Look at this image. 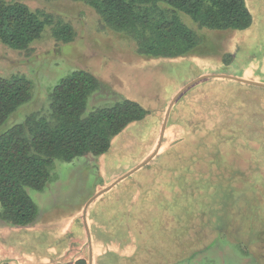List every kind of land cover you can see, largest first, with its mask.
I'll return each mask as SVG.
<instances>
[{
	"label": "rangeland",
	"instance_id": "rangeland-1",
	"mask_svg": "<svg viewBox=\"0 0 264 264\" xmlns=\"http://www.w3.org/2000/svg\"><path fill=\"white\" fill-rule=\"evenodd\" d=\"M22 1L70 23L75 37L57 41L49 27L23 52L0 41V76L32 81V98L0 133L45 111L52 89L78 69L102 81L89 109L126 97L150 114L105 154L57 160L44 189L28 188L39 216L27 227L0 219V262L264 264V87L210 76L264 85V0H246L249 28L207 29L195 55L160 59L141 56L89 6ZM203 76L175 100L159 153L120 180L152 156L172 100Z\"/></svg>",
	"mask_w": 264,
	"mask_h": 264
},
{
	"label": "trees",
	"instance_id": "trees-1",
	"mask_svg": "<svg viewBox=\"0 0 264 264\" xmlns=\"http://www.w3.org/2000/svg\"><path fill=\"white\" fill-rule=\"evenodd\" d=\"M73 1L89 6L110 32L128 39L146 59L193 56L207 29L244 30L253 21L246 0ZM49 27L57 41L68 43L75 37L74 27L56 20L46 8H32L22 0H0V41L9 48L28 51ZM101 86L91 71L75 70L52 89L45 111L32 112L0 133L3 222L14 227L34 224L39 209L27 189H44L57 160L105 154L117 135L150 114L141 103L126 97L89 109L90 97ZM31 98L32 81L26 75L0 76V127ZM258 236L257 240H264V232Z\"/></svg>",
	"mask_w": 264,
	"mask_h": 264
},
{
	"label": "water",
	"instance_id": "water-1",
	"mask_svg": "<svg viewBox=\"0 0 264 264\" xmlns=\"http://www.w3.org/2000/svg\"><path fill=\"white\" fill-rule=\"evenodd\" d=\"M210 76H216V77H227V78H230V79H235V80H238V81H241V82H244V83H251V84H255V85H259V86H263V84H260V83H256V82H253V81H248L247 80H244V79H239V78H235V77H228L226 75H210ZM209 76H203V77H200V78H197L195 80H193L192 82L188 83L175 97L174 99L172 100L171 104H170V107L167 111V114H166V117H165V120H164V123L162 125V130H161V136H160V141H159V144H158V147L156 148V150L154 151V153L152 154V156L150 158H148L147 160H145V162H143L141 165H139L137 168H135L134 170L128 172L127 174H125L120 180L126 178L128 175L132 174L133 172H135L137 169H139L141 166H143L144 164L148 163L156 154L157 152L159 151L160 147H161V143L163 141V138H164V134H165V130H166V127H167V123H168V119H169V116H170V112H171V109H172V106L175 102V100L178 98V96L183 93L187 88H189L190 86H192L194 83L204 79V78H207ZM119 180V181H120ZM118 182V181H117ZM117 182H114L112 183L110 186L104 188L101 192L97 193L96 195H94L88 202L87 206L85 207V210H87V207L89 206V204L91 203V201L95 198H97L98 196H100L101 194L105 193L106 191L110 190ZM84 210V211H85Z\"/></svg>",
	"mask_w": 264,
	"mask_h": 264
},
{
	"label": "crops",
	"instance_id": "crops-1",
	"mask_svg": "<svg viewBox=\"0 0 264 264\" xmlns=\"http://www.w3.org/2000/svg\"><path fill=\"white\" fill-rule=\"evenodd\" d=\"M82 259V258H81Z\"/></svg>",
	"mask_w": 264,
	"mask_h": 264
}]
</instances>
